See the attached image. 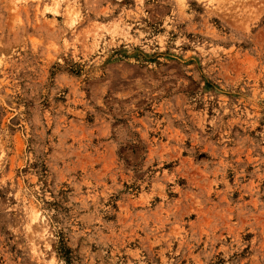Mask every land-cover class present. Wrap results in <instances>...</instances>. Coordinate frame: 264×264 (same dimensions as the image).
<instances>
[{
	"label": "rangeland",
	"instance_id": "1",
	"mask_svg": "<svg viewBox=\"0 0 264 264\" xmlns=\"http://www.w3.org/2000/svg\"><path fill=\"white\" fill-rule=\"evenodd\" d=\"M0 264H264V0H0Z\"/></svg>",
	"mask_w": 264,
	"mask_h": 264
}]
</instances>
